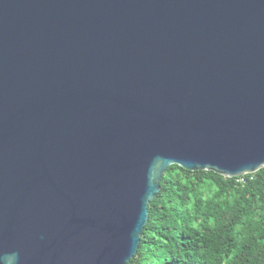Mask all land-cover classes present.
<instances>
[{
  "label": "water",
  "instance_id": "water-1",
  "mask_svg": "<svg viewBox=\"0 0 264 264\" xmlns=\"http://www.w3.org/2000/svg\"><path fill=\"white\" fill-rule=\"evenodd\" d=\"M171 166L264 168V0H0V264H128Z\"/></svg>",
  "mask_w": 264,
  "mask_h": 264
},
{
  "label": "trees",
  "instance_id": "trees-1",
  "mask_svg": "<svg viewBox=\"0 0 264 264\" xmlns=\"http://www.w3.org/2000/svg\"><path fill=\"white\" fill-rule=\"evenodd\" d=\"M128 264H264V168L229 179L169 167Z\"/></svg>",
  "mask_w": 264,
  "mask_h": 264
}]
</instances>
